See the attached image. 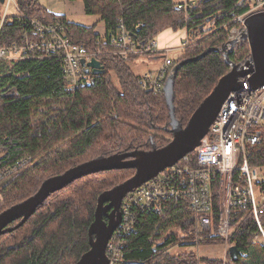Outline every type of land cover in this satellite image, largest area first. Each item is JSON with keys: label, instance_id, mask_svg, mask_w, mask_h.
Here are the masks:
<instances>
[{"label": "trees", "instance_id": "trees-1", "mask_svg": "<svg viewBox=\"0 0 264 264\" xmlns=\"http://www.w3.org/2000/svg\"><path fill=\"white\" fill-rule=\"evenodd\" d=\"M72 1V0H65ZM86 14L103 22L104 35L92 26L67 21L38 0H14L18 14L0 16V46L18 40L24 17L59 23L65 34L89 51H113L110 37L121 18L133 40L147 45L166 30L184 31L187 44L178 59L184 63L174 80V113L184 126L200 102L229 70L221 46L230 30L239 27L234 18L253 7L257 0H196L187 9H177L175 0H82ZM151 53L116 54L99 58L100 74H89L79 90L68 87L63 63L57 58L0 61V176L17 160L28 162L14 174L0 177V211L33 194L42 181L94 157L165 145L172 138L170 115L163 91L142 87V74L132 61ZM157 55V54H155ZM249 56L247 41L229 51L233 62ZM87 74V73H86ZM85 74V75H86ZM166 77V76H165ZM164 77V78H165ZM261 143L250 151V165L264 166V125ZM191 165L194 152L189 153ZM133 168L111 169L78 178L51 193L17 228L0 235V264H74L89 248L88 227L94 219L98 195L133 175ZM219 178L212 186L213 222L196 238L190 212L182 202H172L162 215H147L127 238L123 259L127 264H264V246L254 239L255 221L249 207L231 208L230 235L238 259L197 257L189 252L169 255L173 245H225L213 234L218 222ZM264 224V201L261 204ZM15 221L10 226H14ZM166 231H170L165 236ZM251 254L252 261L239 253ZM224 262V263H223Z\"/></svg>", "mask_w": 264, "mask_h": 264}, {"label": "built area", "instance_id": "built-area-1", "mask_svg": "<svg viewBox=\"0 0 264 264\" xmlns=\"http://www.w3.org/2000/svg\"><path fill=\"white\" fill-rule=\"evenodd\" d=\"M196 0H183L177 9H187ZM256 4L262 3L257 0ZM6 6L14 0H4ZM15 5V3H14ZM258 10H264L258 9ZM254 7L234 18L239 27L230 30L229 38L238 36L244 26L245 17L258 11ZM24 27L18 40L0 46V61H13L31 58H57L62 61L68 87L75 92L84 81L89 80V72H84L81 60L85 62L102 55L116 54L127 58L131 54L151 53L163 56L161 65L155 72H146L140 77L142 87L162 91L166 77L174 63L169 57L172 48H161L156 40L147 45L137 44L127 31L121 18H118L117 30L110 37L113 51H89L80 43L73 42L59 23H47L37 18L24 17ZM187 42L183 43L182 48ZM86 74V75H85ZM166 76V77H165ZM165 77V78H164ZM217 117L208 132L201 138L200 145L194 151L195 164L191 165L189 154L183 156L174 165L165 168L155 177L128 192L120 205V223L107 241L105 253L107 264H127L123 259V250L127 238L147 215H162L171 210L172 202H182L191 213L196 238L212 227L213 206L212 186L219 178L218 222L213 234L225 241V255L232 244L227 243L230 235L229 212L231 208L249 207L256 225L254 239L264 246V224L261 220L264 201L263 179L260 171L264 166L250 165L248 156L251 149L261 143L260 128L264 125V84L252 89L244 81L242 88L232 92L222 102ZM28 159L17 160L2 174H14L25 165ZM0 176V177H3ZM255 185H259L257 200ZM224 201V203H223ZM246 257V252L239 253ZM224 261V260H223ZM225 262V261H224Z\"/></svg>", "mask_w": 264, "mask_h": 264}, {"label": "water", "instance_id": "water-1", "mask_svg": "<svg viewBox=\"0 0 264 264\" xmlns=\"http://www.w3.org/2000/svg\"><path fill=\"white\" fill-rule=\"evenodd\" d=\"M3 2L4 0H0V3ZM243 25L238 36L229 38L220 48L225 62L230 67L228 72L217 80L213 90L200 102L184 126L174 113L176 72L184 63L198 60L215 48L206 49L195 57L181 60L171 69L162 89L170 115L169 131L172 134L170 141L161 147L152 144L148 150L138 149L108 156L100 155L44 179L33 194L0 211V235L23 224L51 193L66 187L74 180L99 171L133 168V175L98 195L94 219L87 231L89 248L74 262V264H107L105 248L112 232L120 223L119 208L123 197L194 151L217 117L222 102L231 91L242 88L245 79L252 89L264 84V10L248 14ZM241 40L247 41L249 56L244 61L236 63L230 60L229 51ZM81 65L85 73L89 72V67L95 75L104 71V66L96 58H91L88 62L82 59ZM15 221L18 222L14 226L9 225ZM228 253L230 260L238 259L235 245L229 247Z\"/></svg>", "mask_w": 264, "mask_h": 264}, {"label": "rangeland", "instance_id": "rangeland-1", "mask_svg": "<svg viewBox=\"0 0 264 264\" xmlns=\"http://www.w3.org/2000/svg\"><path fill=\"white\" fill-rule=\"evenodd\" d=\"M40 4L44 7L54 8V6L57 8L58 6L62 8L64 11V15L69 22L76 23L78 25L83 26H92L93 24H96L95 32L100 35L101 37L104 35L105 29L104 24L102 21L99 20V17L97 15H91L86 14L84 10V3L82 0H72V1H65V0H38ZM177 2H183V0H175ZM263 2V0H261ZM15 3V2H14ZM14 3H10L9 6H6V3H0V16L4 17L7 15L8 18L10 16H14L18 14V9ZM264 4L260 3L253 5V7L258 9H263ZM48 9V8H47ZM49 10V9H48ZM230 34V33H229ZM180 40L181 42H186V37L184 34V31L178 30L175 33L172 31H163L158 37H157V43L162 48H172L173 47H165L161 46L160 42L163 41L167 45H175L177 40ZM183 45V44H182ZM181 45V46H182ZM180 47V46H179ZM179 49L173 50L169 53V57L176 61L178 57L180 56ZM155 55V54H154ZM161 56L160 54H157ZM163 61V56L158 57L157 59H150L149 56L144 55L141 57H138L137 59L132 61V67L133 69L139 73V74H145L146 72H155V70L161 65ZM144 72V73H143ZM141 75V76H142ZM260 176L264 181V169L260 171ZM256 193H257V200H261L263 196L259 195V185H255ZM224 203V201H223ZM170 231H166L165 236L168 235ZM169 255L171 256H177V255H183L184 253L193 252L196 254L197 257H204V258H211V259H220L224 260L226 259L225 255V245H210V244H203V245H173L169 248ZM247 260L252 261L251 254H248ZM224 263V262H223Z\"/></svg>", "mask_w": 264, "mask_h": 264}, {"label": "crops", "instance_id": "crops-1", "mask_svg": "<svg viewBox=\"0 0 264 264\" xmlns=\"http://www.w3.org/2000/svg\"><path fill=\"white\" fill-rule=\"evenodd\" d=\"M47 8L49 9V11H51V12H53L55 14H64L63 13L64 11L59 6L57 8L55 6H54V8H49V7H47ZM176 42L177 43L175 45H167L163 41H161L160 44H161V46L173 47L175 50H177V49H179V46H181L183 43H185V42H181L179 39ZM158 57H161V56H159V55H152V56H150V59H157ZM262 184H263V187H264V182H262Z\"/></svg>", "mask_w": 264, "mask_h": 264}, {"label": "flooded vegetation", "instance_id": "flooded-vegetation-1", "mask_svg": "<svg viewBox=\"0 0 264 264\" xmlns=\"http://www.w3.org/2000/svg\"><path fill=\"white\" fill-rule=\"evenodd\" d=\"M104 219H106V218L104 217Z\"/></svg>", "mask_w": 264, "mask_h": 264}]
</instances>
